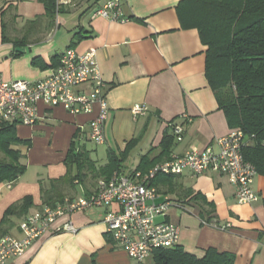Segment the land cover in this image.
<instances>
[{
  "label": "crops",
  "instance_id": "crops-1",
  "mask_svg": "<svg viewBox=\"0 0 264 264\" xmlns=\"http://www.w3.org/2000/svg\"><path fill=\"white\" fill-rule=\"evenodd\" d=\"M181 0H128L123 4L129 21L93 17L104 0H70L62 4L56 17L47 16L43 0H0V75L5 80H38L58 65L70 47L78 52L96 51L106 82L109 114L105 123L106 140L96 144L90 138L92 113L74 114L63 106L39 103V120L34 125H15L20 139L12 145L20 151L26 170L15 182H0V223L5 211L25 196L33 206L22 216H11L3 235L22 237L21 224L29 213L51 207L43 204L42 186L67 174L68 150L73 143L86 151L96 166H104L113 154L122 157L118 171L130 175L141 170L143 157L157 162L172 154H185L216 145V139L233 128L207 77V46L196 27L183 26L178 12ZM11 39L5 42L3 33ZM13 41H19L14 44ZM17 46L25 52L15 50ZM79 91L89 93L90 85ZM144 104L146 114L134 117L132 107ZM183 140L174 134L171 122H183ZM167 136L170 147L165 150ZM2 153L0 152V156ZM153 165H148L149 170ZM76 174V167L73 168ZM83 180L64 185V204L97 190L98 180L88 168ZM158 201L169 196L173 202L159 221L180 225L179 245L198 256L214 247L235 255L234 264H264V176L258 174L254 187L261 195L252 204L238 203L235 186L225 174L186 170L172 179L154 184ZM190 190L200 192L215 207L221 229L203 223L199 201H189ZM57 206V205H56ZM55 207V206H54ZM112 208H116L114 205ZM107 208L92 207L67 213L54 222L61 226L72 220L76 233L47 231L36 238L26 252L7 264H128L134 262L127 250L108 233L104 217ZM160 217V216H159ZM10 222V223H9ZM154 264V255L146 259Z\"/></svg>",
  "mask_w": 264,
  "mask_h": 264
},
{
  "label": "built area",
  "instance_id": "built-area-1",
  "mask_svg": "<svg viewBox=\"0 0 264 264\" xmlns=\"http://www.w3.org/2000/svg\"><path fill=\"white\" fill-rule=\"evenodd\" d=\"M127 1L104 0L93 17L129 21L131 18L123 12V4ZM69 2L56 0L57 8ZM84 84L90 85L89 93L78 90ZM105 84L96 51L81 53L72 47L60 56L58 65L48 75L38 80L9 81L0 75V128L10 124L34 125L40 118V102L63 106L74 114L92 113L97 109L96 116L90 122V138L96 144H103L109 114ZM131 110L134 117H138L146 114L149 107L135 104ZM182 116L183 122H171L179 141L183 140L185 123L191 121L187 114ZM247 143L243 130L235 128L227 135L218 137L215 146L172 154L168 160L157 163L147 171L135 170L130 175L115 171L108 178H100L97 190L86 197L29 213L21 224L22 237H1L0 264H7L10 259L22 256L33 241L47 231L76 233L77 227L72 220L57 227L53 224L58 217L67 213L97 206L107 208L104 217L107 233L127 250L134 261L128 264H146V259L156 249L177 245L181 232L179 224L158 220L159 216L167 215L173 202L169 196L158 201L159 193L153 179L159 174H181L186 170L195 174L217 171L225 174L235 186L238 203H255L261 198L254 187L258 171L244 157L243 148ZM114 205L116 208H112ZM211 225L219 226L216 223ZM230 226L228 223L219 228L228 229Z\"/></svg>",
  "mask_w": 264,
  "mask_h": 264
},
{
  "label": "trees",
  "instance_id": "trees-1",
  "mask_svg": "<svg viewBox=\"0 0 264 264\" xmlns=\"http://www.w3.org/2000/svg\"><path fill=\"white\" fill-rule=\"evenodd\" d=\"M43 2L47 16L54 19L57 9L60 10L56 0ZM177 9L183 26L199 30L201 40L207 46V77L215 91L219 108L225 112L231 128L243 130L248 142L243 148L244 157L253 163L258 174L264 176V0H181ZM3 34L4 41L11 43L6 33ZM171 138L173 137L167 136L163 142L165 150L169 149ZM24 142L28 141L18 137L15 125L0 128V182H15L26 170V164L20 160V151L11 148L12 145ZM66 163L69 166L66 175L51 179L49 187L42 186L44 205L54 207L62 202L66 195L63 184L72 186L76 179L83 180L86 176L85 168L95 178L113 175L121 168L122 157L113 154L107 164L97 167L90 154L78 151L73 143L68 150ZM142 163L144 166L141 170L159 162L150 160L147 155L143 157ZM176 174H159L153 179V184H157L160 178L172 179ZM188 195L192 196L189 201H199L200 216L204 224L216 223L221 226L216 218L214 205L202 193L190 190ZM33 204V197L28 195L9 206L0 223V233H5L4 226L11 221L12 215L18 217L26 214ZM153 255L154 264L235 263L233 253L219 251L214 247L198 256L177 244L158 248Z\"/></svg>",
  "mask_w": 264,
  "mask_h": 264
},
{
  "label": "water",
  "instance_id": "water-1",
  "mask_svg": "<svg viewBox=\"0 0 264 264\" xmlns=\"http://www.w3.org/2000/svg\"><path fill=\"white\" fill-rule=\"evenodd\" d=\"M15 50L18 51V52H25L26 51V48L25 47H22V46H17L15 48Z\"/></svg>",
  "mask_w": 264,
  "mask_h": 264
},
{
  "label": "rangeland",
  "instance_id": "rangeland-1",
  "mask_svg": "<svg viewBox=\"0 0 264 264\" xmlns=\"http://www.w3.org/2000/svg\"><path fill=\"white\" fill-rule=\"evenodd\" d=\"M171 208V207H170ZM158 219H163V217L162 216H160V217H158Z\"/></svg>",
  "mask_w": 264,
  "mask_h": 264
}]
</instances>
